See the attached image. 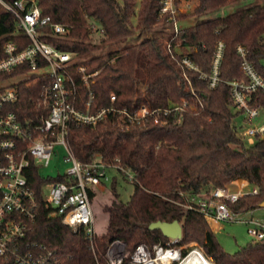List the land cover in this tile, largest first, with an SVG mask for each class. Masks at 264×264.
<instances>
[{
    "label": "trees",
    "instance_id": "16d2710c",
    "mask_svg": "<svg viewBox=\"0 0 264 264\" xmlns=\"http://www.w3.org/2000/svg\"><path fill=\"white\" fill-rule=\"evenodd\" d=\"M36 1L43 16H50L53 22L71 29L68 38L49 37L48 42L86 58L85 64L91 71L101 70L93 86L95 108L110 106L111 96L115 94V105L132 111L138 108L142 96L152 109H168L186 102L192 110L184 113L180 123L177 116L171 115L170 122L164 126L153 119L130 128L113 120L96 126H73L69 143L74 155L85 164L101 157L108 165L131 171L135 175L131 181L134 193L125 203L114 191L116 198L105 210L109 217L106 232L91 240L83 229L74 232L60 218L51 216L52 209L40 195L44 183L61 182L65 178H46L37 167H32L27 178L38 193L40 209L26 243H37L55 251V264H108L106 253L113 241L124 242L129 253L142 243L151 248L159 243L167 245L172 240L159 230H150L149 225L178 220L183 227L179 245L197 242L217 264H264V245L260 243L248 244L235 254L226 252L203 213L192 202V198L208 195L237 179L248 181L259 193L230 204L233 211L259 209L264 202V137L249 145L238 136L234 120L241 113L234 112L228 85L234 80H248L242 70L239 47L245 49L246 58L264 78V0L186 27L178 35L170 34L173 48L179 44L189 48V57L205 73L211 70L218 43L224 42L221 67L224 82L215 89L200 79L199 72L186 71L179 63L182 55L173 49V57L166 43L153 35L159 26H172L166 22L167 18L159 19L163 0H142L138 12L135 0ZM196 1L194 13L201 17L244 0ZM94 25L103 45L125 43L127 46L96 55L102 45L94 42L98 34L92 30ZM141 35L143 40L133 41ZM129 40L132 42L126 43ZM7 42L15 43L20 50L30 44L26 35L17 32L14 17L0 13V57L4 56ZM38 95L39 88L23 86L19 101L11 110L26 118L33 107L30 98L36 99ZM251 104L264 108V95H254ZM93 196L91 193L92 199Z\"/></svg>",
    "mask_w": 264,
    "mask_h": 264
},
{
    "label": "built area",
    "instance_id": "2783aa9c",
    "mask_svg": "<svg viewBox=\"0 0 264 264\" xmlns=\"http://www.w3.org/2000/svg\"><path fill=\"white\" fill-rule=\"evenodd\" d=\"M161 4L159 19L167 18L166 22L173 26L171 34L178 35L183 29L179 20L190 12L192 0H163ZM0 13L12 15L17 32H22L30 40L23 50L15 43L7 42L4 56L0 57V264H55V251L37 243H26L40 209L38 193L27 178L28 171L37 167L41 172L43 167L50 166L56 147H63L65 162L71 165L66 173L59 175L65 180L44 183L40 195L46 206L52 209L51 216L60 218L74 232L83 229L93 240L97 233L91 193L108 181L109 168L120 170L131 181L135 175L119 165L106 164L101 157H96L89 164L83 163L71 150V128L75 125L96 126L106 120L122 122L130 128L148 119L164 126L170 122L171 115L177 116V123H180L184 113L192 108L185 102L168 109H152L142 96L138 108L132 111L127 107H117L115 94L111 96L110 106L95 108L93 86L101 70L91 71L85 64L86 58L48 42L49 37L68 38L71 29L53 22L50 16H43L36 0H14L13 3L0 0ZM92 30L100 34L96 25ZM171 41L169 38L166 42L167 48L173 57V49L182 55L179 63L186 71L199 72L200 79L206 81L210 89L224 82L221 78L224 42L218 43L211 70L205 73L189 57L190 52L181 54L177 48L182 46L179 44L173 48ZM238 52L248 80H234L228 85L231 103L245 118L246 125L238 127V136L253 145L258 137H264V124L246 126L264 109L251 104L254 95H264V78L246 58L245 49L239 47ZM185 78L191 86L186 73ZM23 86L39 88L38 97L30 98L33 107L26 118L11 110L18 103ZM238 180L243 179H237L224 188H216L208 195L194 197L192 202L209 223L246 224L253 242L264 245V218L256 217L255 210L235 212L230 206L246 196L259 193L256 187L251 188L248 181L243 186L236 184ZM45 189L49 190L46 197ZM180 241L172 240L167 245L159 243L152 248L142 243L129 253L124 242L115 240L108 247L106 260L108 264H194L199 257L217 264L202 246L179 245Z\"/></svg>",
    "mask_w": 264,
    "mask_h": 264
},
{
    "label": "rangeland",
    "instance_id": "374dc122",
    "mask_svg": "<svg viewBox=\"0 0 264 264\" xmlns=\"http://www.w3.org/2000/svg\"><path fill=\"white\" fill-rule=\"evenodd\" d=\"M263 0H244L237 4H233L222 8L220 10L211 12L205 16H196L194 10L197 7V1L192 0V8L187 15H184L180 18L179 21L182 28L194 26L202 21H206L216 17H222L228 14H231L237 10L249 7L254 4L262 3ZM136 2V11L138 12L141 8L142 0H135ZM136 22V18L134 20ZM173 26L166 27V26H159L154 32L153 35L157 38H160L163 42H167L170 38V34L172 32ZM144 39V35L138 37L137 40H133L135 42H140ZM94 42L96 44L102 45L100 51L96 53V55L106 54L108 52L118 51L127 44H114V45H103L101 43V38L99 35L95 36ZM132 40H129L126 43H131ZM177 51L181 54H187L190 52L188 48H177ZM237 112V110H234ZM244 116L239 115L234 120V125L239 127L246 125L244 122ZM264 124V109L260 111V115L258 118L252 121V123L248 124L246 127L249 126H262ZM66 152L62 146H57L55 150V155L51 161L50 166L43 167L41 169V174L46 178H57L59 175H63L67 172V170L71 167L69 163L65 162ZM108 181L105 182L101 189H95L93 193L92 199V209L95 216V223H96V233L97 235L103 234L106 232L109 217L108 214L105 212L106 208L109 207L112 201L116 198L115 192L119 195L120 201L128 202L130 201L133 193H134V185L132 184L131 180L125 177L118 169L116 168H109L108 169ZM238 184V182L236 183ZM252 188V186H251ZM249 188V189H251ZM45 197L49 194V190L45 189L43 191ZM256 217L264 218V209H260L256 213ZM209 223V222H208ZM212 226V230L214 231L217 240L222 245L224 250L230 254H235L243 247H246L248 244L253 243V238L250 236L248 232V226L242 223H229V222H222L219 224L209 223ZM212 224V225H211ZM191 244H198L197 242L189 243ZM187 244V245H189ZM201 246V245H200Z\"/></svg>",
    "mask_w": 264,
    "mask_h": 264
},
{
    "label": "water",
    "instance_id": "95a60500",
    "mask_svg": "<svg viewBox=\"0 0 264 264\" xmlns=\"http://www.w3.org/2000/svg\"><path fill=\"white\" fill-rule=\"evenodd\" d=\"M264 207V202L261 204ZM150 230H159L165 237L171 240H182L183 227L182 224L176 220L174 222L157 221L149 225Z\"/></svg>",
    "mask_w": 264,
    "mask_h": 264
},
{
    "label": "bare ground",
    "instance_id": "6f19581e",
    "mask_svg": "<svg viewBox=\"0 0 264 264\" xmlns=\"http://www.w3.org/2000/svg\"><path fill=\"white\" fill-rule=\"evenodd\" d=\"M241 186H243V185H241ZM196 262L194 263V264H211L210 262H208V261H204V259H201V258H196Z\"/></svg>",
    "mask_w": 264,
    "mask_h": 264
},
{
    "label": "crops",
    "instance_id": "0c3cea01",
    "mask_svg": "<svg viewBox=\"0 0 264 264\" xmlns=\"http://www.w3.org/2000/svg\"><path fill=\"white\" fill-rule=\"evenodd\" d=\"M244 180V179H243ZM246 181V180H245ZM239 185H244V184H246V183H238ZM260 209H264V207H260L259 209H255V213H254V215L256 216V213H257V211L258 210H260ZM213 224H219V223H213ZM212 225V224H211ZM211 228H212V226H211Z\"/></svg>",
    "mask_w": 264,
    "mask_h": 264
}]
</instances>
